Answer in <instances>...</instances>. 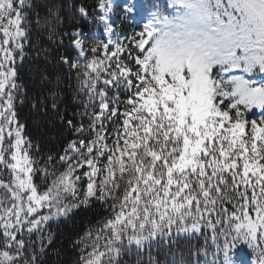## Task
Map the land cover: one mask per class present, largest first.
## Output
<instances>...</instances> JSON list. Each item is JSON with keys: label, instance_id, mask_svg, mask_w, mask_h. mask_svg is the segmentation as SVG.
I'll list each match as a JSON object with an SVG mask.
<instances>
[{"label": "snow or ice", "instance_id": "obj_1", "mask_svg": "<svg viewBox=\"0 0 264 264\" xmlns=\"http://www.w3.org/2000/svg\"><path fill=\"white\" fill-rule=\"evenodd\" d=\"M32 7L0 0V264H38L24 234L67 216L79 205L65 201L81 196L113 213L82 264H114L122 251L204 229L213 264H237L240 243L264 264V115L248 118L264 113V0H167L146 15L125 5L143 22L123 42L111 38L112 5L101 0L109 39L89 49L74 31L77 59L62 58L89 98V120L67 121L75 139L58 156L59 172L39 166L16 110L17 61L33 25L55 27L38 13L33 20Z\"/></svg>", "mask_w": 264, "mask_h": 264}, {"label": "trees", "instance_id": "obj_2", "mask_svg": "<svg viewBox=\"0 0 264 264\" xmlns=\"http://www.w3.org/2000/svg\"><path fill=\"white\" fill-rule=\"evenodd\" d=\"M33 20L38 13L48 17L54 29L41 24L33 25L30 41L25 44L23 63L17 61L18 83L21 85V99L16 110L19 120L25 125L24 133L31 139L38 152H34L39 166L47 164L50 172L61 171L58 156L63 154L70 139H75L67 121L87 124L85 105L88 96L80 91L78 73L62 58L77 59V50L70 35L79 31L86 48L95 47L104 40V27L98 22L101 0H30ZM83 6L88 15L82 16L78 9ZM59 19L55 20L54 17ZM67 33L68 35H65ZM102 56V52H101ZM53 101L56 108L52 107ZM91 111V107L87 109ZM51 155L53 161H47ZM41 173L35 176L38 185ZM79 206L64 220L47 224L31 237L24 234L28 254L35 249L38 264H82L81 256L91 251L90 244L104 223L113 213L107 203L92 199L88 205ZM203 235L176 236L171 240H154L150 251H122L114 264H213L216 259L215 246L210 239V230ZM91 233L89 237L86 234ZM107 233H105L106 235ZM86 245H89L86 247ZM235 251L252 257L248 246L240 243ZM219 264V261H216Z\"/></svg>", "mask_w": 264, "mask_h": 264}, {"label": "rangeland", "instance_id": "obj_3", "mask_svg": "<svg viewBox=\"0 0 264 264\" xmlns=\"http://www.w3.org/2000/svg\"><path fill=\"white\" fill-rule=\"evenodd\" d=\"M105 3H110L112 5V11L108 14L109 17V24L113 28V34L111 35V38L113 40H120L121 42L124 41V38L126 36H129L133 31L138 30V27L143 22V16L137 15L135 12L132 14H128L125 12V5L135 4L137 6V9L142 11L144 15H146V12L148 9L155 10L153 6L163 7L167 0H103ZM171 11V10H169ZM103 11L99 8V17L98 22L101 23L104 27V40L105 42L109 39V34L105 32V25L103 22L100 21V16L103 15ZM83 41V37H80ZM257 81L261 79L260 76L254 77ZM264 115V113H261L260 110L254 109L251 113H248L249 119H257L259 120L261 116ZM41 167V166H40ZM50 172V171H49ZM35 182V177H34ZM36 183V182H35ZM38 186L43 189L45 187V183L43 180V176L41 175V181L39 182ZM79 191V189H78ZM83 197L81 196L78 200L73 201L71 198H69L67 201H65L66 204L72 205L79 203ZM77 207H71L70 211L68 212L67 216H61L58 219H52L47 224L51 222H55L58 220H64L67 218L72 211H74ZM47 212V210H44ZM46 225L42 226V229H44ZM25 239V238H24ZM26 240V239H25ZM245 245V244H243ZM247 246V245H246ZM251 256L235 251L234 252V259L237 261V264H254V261L256 260L257 253L253 251L251 248Z\"/></svg>", "mask_w": 264, "mask_h": 264}]
</instances>
